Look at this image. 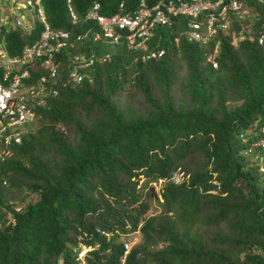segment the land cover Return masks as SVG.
Segmentation results:
<instances>
[{"label": "trees", "instance_id": "16d2710c", "mask_svg": "<svg viewBox=\"0 0 264 264\" xmlns=\"http://www.w3.org/2000/svg\"><path fill=\"white\" fill-rule=\"evenodd\" d=\"M70 1L78 17L90 3ZM99 1L104 14L119 1L125 12L136 5ZM238 1L249 8L243 27L209 40L219 41L215 69L184 40L177 52L153 37L148 47L165 54L144 62L134 60L140 51L90 37L62 51L58 95L34 109L1 165L0 264H264V0ZM38 2L71 38L94 28L71 22L65 0ZM8 15L0 44L15 56L40 26L21 35ZM78 51L98 59L76 83L65 73ZM149 184L159 185L161 210L144 215ZM133 231L140 240L121 261L119 236ZM81 244L91 247L83 261Z\"/></svg>", "mask_w": 264, "mask_h": 264}, {"label": "built area", "instance_id": "2783aa9c", "mask_svg": "<svg viewBox=\"0 0 264 264\" xmlns=\"http://www.w3.org/2000/svg\"><path fill=\"white\" fill-rule=\"evenodd\" d=\"M68 10L71 18L74 19L75 15L70 7ZM229 11L231 12L230 17L228 16ZM247 13L248 10L241 6L238 0H154L150 5H146L141 0L132 17L120 13L101 15L98 12L97 4H94L87 10L85 18L96 22L103 36L110 37L112 42L119 40L121 36L119 31H123L127 47L144 49L145 42L151 36L152 28L156 23H165L168 16H180L186 23L180 32V37L182 36L187 42L199 45L202 48L204 61L211 68H216L219 47L215 42L210 48L209 40L215 36L216 30L227 32L231 29L232 17L238 21ZM238 25L242 24L239 22ZM59 35L65 36L66 34L61 32ZM261 37L259 36L258 42H261ZM95 38H99L98 34L95 35ZM179 39V36L173 37L174 43H179ZM63 44L58 43L57 45ZM49 45L46 37L42 36L31 47L24 48L20 56L0 61V161L11 156L10 145L19 142V135L15 127L18 124H24L27 119L33 116L35 106L42 105L43 96L48 93L46 83L49 78L53 77L56 69L48 58L50 57ZM43 53L48 56L42 64L43 74L40 75L37 83L31 84L26 90L20 92L21 81L28 77L26 66L32 65L33 60ZM162 53V49L151 50L141 59L159 57ZM72 59L78 67L86 68L98 58L94 59L92 55L86 57L78 54L74 55ZM104 59L105 57L100 58V60ZM23 65L26 66L22 67ZM83 75L85 73H71V79L77 83ZM50 92L54 94L53 90ZM123 246L124 252H126L128 244L124 243Z\"/></svg>", "mask_w": 264, "mask_h": 264}, {"label": "clouds", "instance_id": "9594fccd", "mask_svg": "<svg viewBox=\"0 0 264 264\" xmlns=\"http://www.w3.org/2000/svg\"><path fill=\"white\" fill-rule=\"evenodd\" d=\"M140 1L141 0H136V5L131 10H128L126 12L124 10L123 2L122 1H119L116 4V8H115V10L113 12L108 13V14H104L101 11L100 1L99 0H90V3L88 5V7L86 8V10L83 12L82 16L78 17V15L76 14V12L73 9V6L71 4V1L70 0H65V6H66L67 15H68V17H69V19H70L71 22H73V23H77V22H80V23L88 22V23H91V24L94 25V28H93V26H88L84 31H82L80 33H77L75 35V37L71 38L70 32L68 30H64V29H61V28H52L45 21V18H44V15L42 14L41 7H40V4H39L38 0L35 1V11L32 10L33 9L32 8L33 7V4L31 3V1L27 0L25 2V5H30L29 11H30L31 16H32L31 17V20L30 21L26 20V22L23 24L22 21L17 16L15 17L16 12H18V10H16L14 12L11 9L10 12L13 11L14 14H15L14 17H13V24H15V25H21V35H23V34H29V33H31L35 29L36 24L39 23L40 29H39V32H38V37L35 40H33L31 43L25 44L23 46L21 52L18 55H15V56H9L6 53L3 44L1 43L0 44V61H3L5 58H11V57H18V56H20L24 48L31 47L35 42H38L41 39L42 36L46 37L47 42L50 44L49 45L50 46V57H48L46 53H43V55H41L40 57H36L33 60V64L30 65V66L34 67L33 73H30L28 71V77H26L25 79H23V80H25V84L21 88H19L20 92H22L23 90H26V88L28 86H30L31 84H35V83L38 82V80H39L38 78L40 77V75L43 74L42 73V71H43L42 64H43L44 60L48 57L50 59L51 63L55 65V68H56L55 69V73H54L53 77L52 78H49V81H47V83H46V86H47L46 91H48V93L43 96V98H44L43 104L42 105H36L35 106V108H44V107H46L47 101L49 99H51V98H53V97H55V96L58 95L57 93H58L59 86L56 83V76L58 75L59 70H60V60H59V57H60L61 53H63L62 51L63 50H67V49H69L71 47H74V45H77V44L79 46H85L84 45V41L88 37H90V41H92L93 43H100L101 45L109 44L111 46H115V45H118V44L122 43V44H124L126 46V48L128 50H131L133 52L140 51L141 52V54L139 56L140 59L137 57V55H135L134 56V60H140L142 62L147 61L149 59H157V58H160V57H162L165 54V49L163 47L162 48H150V47H148V42H150V40L153 37L154 38L155 37H158V39L162 38L164 40L167 39V41H170L171 46L174 47V49L178 52V48H179L180 42L182 40L186 41L185 39L182 38V36L180 37V32L186 26L185 21H184V23H185L184 24V27L183 26L182 27L179 26L181 20L183 22V18H181L180 16H177V17L168 16L167 21L165 23H156L154 25V27L152 28V34H151V36H149L148 39L145 42V48L144 49H134V48L127 47L126 42H125V39L123 38V33H124L123 31H119L121 33V36H120L119 40H117L116 42H112L110 37L103 36V34L99 30L98 25L96 24V22H94L92 19H86L85 18V15L87 13V10L90 9L94 4H97L98 12L101 15L108 16V15H112L114 13H120L122 15H126V16H129V17H132L133 15H135L134 13H135L136 8L138 7V3ZM210 1H213V0H210ZM143 2H145L146 5H150V4H152L154 2V0H143ZM20 5H21V7L24 6L21 3H20ZM241 6H243L244 8H246L248 10V13L246 15V16H248L249 15V8L245 4H241ZM69 7H70L71 11L73 12V14L75 15V18L74 19L71 18L70 14H69V10H68ZM0 14H1V12H0ZM230 15H231V12L229 11L228 16L230 17ZM246 16H244L243 18L239 19L238 21H236L234 19V17H232V22H231L232 25L231 26H234V24H235L236 26H234V27H236V28L243 27V25H238V23L240 22V24H242V20ZM2 19H3V21H2ZM0 21L7 22V19L1 18ZM10 25H12V22H11ZM162 28H163L162 34H161V32H157L158 29H162ZM165 30L167 31L169 38H167L165 36V33L163 34V32H165ZM61 32H64L66 35L65 36H60L59 33H61ZM96 34H98L99 38H95V35ZM175 36H179V38H180L179 39V43H177V44H175L174 41H173V37H175ZM237 36H238L237 34L234 36V40H236V37ZM58 43H64V44L58 46L57 45ZM188 43H190V42H188ZM217 43L219 45V41ZM194 44H196V43H194ZM160 49L163 50V53L159 57L141 59V57L144 56V55H146L149 51H151V50L158 51ZM201 50H202V48H201ZM78 54L84 55L86 57H88L89 55L94 56V54L92 52L83 53V52H79L78 51L76 54L73 53V55L71 57H73L74 55H78ZM201 54H202V51H201ZM102 55L103 56H101V57H105L104 60H108L109 59V54L108 53H104ZM73 60L74 59H71V64L69 65L70 68L68 67V69H67V71L65 73L66 74V78H67L68 81H72V79H71L72 78L71 73L77 72V73L84 74V73H86V68H88V67L91 66L90 65V66H88L86 68L85 67H82V66L78 67L76 65V63L73 62ZM203 60H204V57H203ZM92 65H93V63H92ZM25 66L26 65H23L22 67H25ZM28 67L29 66H26L27 70H28ZM212 69H215V68H212ZM0 73H1V71H0ZM83 76H82V78H83ZM52 81H54V83H52ZM72 82H74V81H72ZM62 84H63V82H62ZM50 90H53V93L54 94H52L50 92ZM34 117H35V110L33 111V116L31 118L27 119L24 124H21V125L18 124L15 127V130L18 132V135H19V142L18 143H13V144L10 145V150H11V153L12 154H11V156L6 157L2 161H0V169H1V165L4 164L5 160L10 159L14 155V147L17 144L20 143L22 134H24L29 129V125L33 121ZM258 144L264 145V139L262 138L261 140H258ZM1 183H2V185H5V179H2V182ZM19 209H20V206H15L14 207V210H16V211H18ZM102 233L107 236V233H105L103 231H102ZM124 243H127V242L122 241L123 255H122L121 261L123 260L124 255L128 252V250L132 246L131 244H129L127 251L124 252V250H125V248L123 246ZM90 249H91L90 246H86L84 244H81L79 246V250L77 251V257L76 258L83 261V258H84V255H85L86 251H88Z\"/></svg>", "mask_w": 264, "mask_h": 264}, {"label": "rangeland", "instance_id": "374dc122", "mask_svg": "<svg viewBox=\"0 0 264 264\" xmlns=\"http://www.w3.org/2000/svg\"><path fill=\"white\" fill-rule=\"evenodd\" d=\"M22 0H0V4L4 3V5L2 4V10H1V14H0V19L4 18L6 16V18H8V11H11V9L15 12L16 10H18L19 8H21L20 2ZM11 2V3H10ZM8 3V5H7ZM13 3V4H12ZM18 16V18L22 21V23L24 24L26 22V20L30 21L31 20V13L29 11L28 8L23 9L21 12H16L15 17ZM9 20V19H8ZM5 24H7L6 22H4ZM185 66L182 65L181 61L179 62V68H178V72L182 73L184 71ZM28 71L30 73H33L34 71V67L29 66L28 67ZM25 84V80H22L20 83L19 88H21L23 85ZM159 185L158 184H149L145 190H144V198H145V202L147 204V210L145 212L144 215H151V214H156L158 213L161 209H160V197H159ZM34 196L30 195L27 197L26 201H33ZM119 240H122L124 242H127V244H131L134 245L136 243L139 242L140 240V236L139 233L136 231L133 232H129L125 235H120L119 236ZM159 244V243H158Z\"/></svg>", "mask_w": 264, "mask_h": 264}]
</instances>
